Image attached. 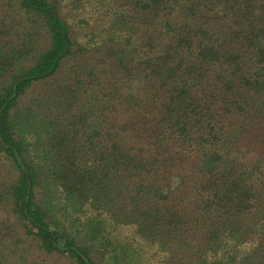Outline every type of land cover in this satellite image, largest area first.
<instances>
[{
	"label": "trees",
	"instance_id": "trees-1",
	"mask_svg": "<svg viewBox=\"0 0 264 264\" xmlns=\"http://www.w3.org/2000/svg\"><path fill=\"white\" fill-rule=\"evenodd\" d=\"M0 264H264V0H0Z\"/></svg>",
	"mask_w": 264,
	"mask_h": 264
}]
</instances>
